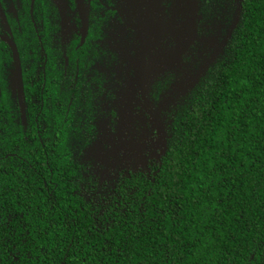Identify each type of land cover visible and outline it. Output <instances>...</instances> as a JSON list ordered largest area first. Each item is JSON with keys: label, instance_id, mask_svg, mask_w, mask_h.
Segmentation results:
<instances>
[{"label": "flooded vegetation", "instance_id": "obj_1", "mask_svg": "<svg viewBox=\"0 0 264 264\" xmlns=\"http://www.w3.org/2000/svg\"><path fill=\"white\" fill-rule=\"evenodd\" d=\"M171 1L0 0V264H67L53 207L74 242L85 211L98 220L127 179L159 172L183 79L214 47L195 41L161 71L159 50L175 48L162 29ZM222 1L200 11V38L237 25L239 0L225 16Z\"/></svg>", "mask_w": 264, "mask_h": 264}, {"label": "trees", "instance_id": "obj_2", "mask_svg": "<svg viewBox=\"0 0 264 264\" xmlns=\"http://www.w3.org/2000/svg\"><path fill=\"white\" fill-rule=\"evenodd\" d=\"M199 1L203 13L218 0ZM238 5L223 53L182 97L153 181L127 179L98 220L85 211L74 242L53 207L57 260L264 264V0Z\"/></svg>", "mask_w": 264, "mask_h": 264}, {"label": "water", "instance_id": "obj_3", "mask_svg": "<svg viewBox=\"0 0 264 264\" xmlns=\"http://www.w3.org/2000/svg\"><path fill=\"white\" fill-rule=\"evenodd\" d=\"M200 1L199 0H172L169 8L170 17L164 21V27H162L164 35L170 33L172 42L175 44V48L170 50H159L157 63L160 66L161 71H171L179 67L182 61V57L186 54L187 50L192 46L195 41H205L206 44H214L211 55L204 61L195 74L189 78H184L182 82V93L186 94L188 90H191L205 74L207 69L213 64V62L223 53L228 39L231 36V32L235 26L229 27L227 34L220 42H215L217 39L212 38H200L198 36V26L201 19L200 15ZM240 10V9H239ZM180 19L178 20V17ZM157 32V31H156ZM158 37V35H156ZM216 43V47H215ZM190 79V80H189ZM189 80V82H188ZM188 82V83H187ZM163 148L162 154H165L166 148V135H163Z\"/></svg>", "mask_w": 264, "mask_h": 264}, {"label": "rangeland", "instance_id": "obj_4", "mask_svg": "<svg viewBox=\"0 0 264 264\" xmlns=\"http://www.w3.org/2000/svg\"><path fill=\"white\" fill-rule=\"evenodd\" d=\"M225 1H226V0H223V1H222V4H218V6L221 7L220 15H222V16H225L226 13H227V8H226L227 5L224 4ZM213 5H214V8H215V6H216V2H215ZM215 9H216V8H215ZM223 19L225 20L224 17H223ZM212 21H213V20H212Z\"/></svg>", "mask_w": 264, "mask_h": 264}]
</instances>
